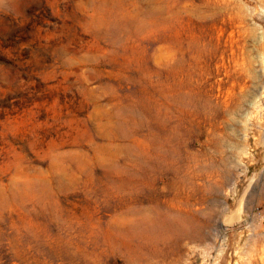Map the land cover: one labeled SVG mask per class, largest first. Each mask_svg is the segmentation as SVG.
Wrapping results in <instances>:
<instances>
[{"label": "rangeland", "instance_id": "obj_1", "mask_svg": "<svg viewBox=\"0 0 264 264\" xmlns=\"http://www.w3.org/2000/svg\"><path fill=\"white\" fill-rule=\"evenodd\" d=\"M0 264H264V0H0Z\"/></svg>", "mask_w": 264, "mask_h": 264}, {"label": "bare ground", "instance_id": "obj_2", "mask_svg": "<svg viewBox=\"0 0 264 264\" xmlns=\"http://www.w3.org/2000/svg\"><path fill=\"white\" fill-rule=\"evenodd\" d=\"M187 163H188V161H187ZM169 165L174 166V164H172L171 161H169ZM187 175H188V173L185 172L181 176H179L178 180L175 183L177 188H187L186 186H188L190 184L188 182V176ZM166 232L190 235V234H192L191 233L192 227H191V224H183V223L181 224V223L176 222L174 225H171L170 227H168V231H166Z\"/></svg>", "mask_w": 264, "mask_h": 264}]
</instances>
